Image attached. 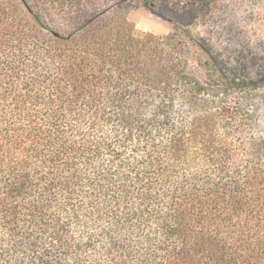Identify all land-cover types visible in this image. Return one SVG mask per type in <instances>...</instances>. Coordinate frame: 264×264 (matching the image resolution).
I'll return each instance as SVG.
<instances>
[{
	"label": "trees",
	"instance_id": "16d2710c",
	"mask_svg": "<svg viewBox=\"0 0 264 264\" xmlns=\"http://www.w3.org/2000/svg\"><path fill=\"white\" fill-rule=\"evenodd\" d=\"M249 29L264 0H0V264H264Z\"/></svg>",
	"mask_w": 264,
	"mask_h": 264
},
{
	"label": "rangeland",
	"instance_id": "374dc122",
	"mask_svg": "<svg viewBox=\"0 0 264 264\" xmlns=\"http://www.w3.org/2000/svg\"><path fill=\"white\" fill-rule=\"evenodd\" d=\"M128 17L131 21L136 24V28L139 32H150L154 31L157 33L166 34L170 31V24L156 15L145 11L143 8L138 9H127L126 10ZM240 19L239 17H237ZM249 36L251 38V42L256 45V41L258 36L261 38L264 36L263 32L256 34L253 29H249ZM258 35V36H257ZM260 53L264 54V49L259 50ZM260 68L256 65V68H252L249 71V76L254 77L259 72Z\"/></svg>",
	"mask_w": 264,
	"mask_h": 264
},
{
	"label": "crops",
	"instance_id": "0c3cea01",
	"mask_svg": "<svg viewBox=\"0 0 264 264\" xmlns=\"http://www.w3.org/2000/svg\"><path fill=\"white\" fill-rule=\"evenodd\" d=\"M146 11V10H145ZM149 12V11H148ZM151 13V12H150ZM153 14V13H152ZM167 22V21H166ZM170 31H171V25H170ZM170 31L168 32V33H170ZM151 33H156V34H162V35H166V34H168V33H166V34H163V33H157V32H154V31H150Z\"/></svg>",
	"mask_w": 264,
	"mask_h": 264
}]
</instances>
